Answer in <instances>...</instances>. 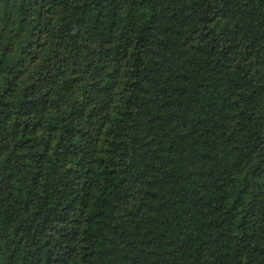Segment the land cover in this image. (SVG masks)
<instances>
[{"label":"trees","instance_id":"16d2710c","mask_svg":"<svg viewBox=\"0 0 264 264\" xmlns=\"http://www.w3.org/2000/svg\"><path fill=\"white\" fill-rule=\"evenodd\" d=\"M0 264H264V0H0Z\"/></svg>","mask_w":264,"mask_h":264}]
</instances>
